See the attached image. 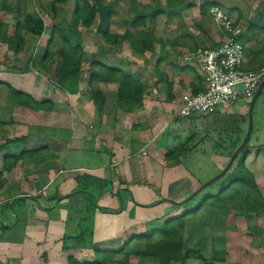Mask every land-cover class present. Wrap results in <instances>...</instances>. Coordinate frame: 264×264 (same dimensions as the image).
<instances>
[{"label":"crops","instance_id":"crops-1","mask_svg":"<svg viewBox=\"0 0 264 264\" xmlns=\"http://www.w3.org/2000/svg\"><path fill=\"white\" fill-rule=\"evenodd\" d=\"M34 4L41 7L38 1ZM253 5L239 17L246 23L264 24V0H254ZM14 11V6L0 4V17ZM47 31L31 39L42 42L49 36ZM86 35H92L91 31L82 36L84 45ZM93 35L96 40L93 46H86L85 53L90 47L94 50L108 44L115 54L120 45L128 43H106L99 32ZM247 37L245 47L255 42ZM216 42L207 49L219 47ZM158 45L161 63L165 45ZM256 50L260 56L261 49ZM263 66L248 65L246 54L248 70ZM106 68L140 77L145 87L143 101L131 112L119 108V83ZM58 72L59 65L17 68V91L29 94L43 109L14 106L5 98L10 118L0 115L8 123L0 128V170L5 179L0 200L7 201L3 205L13 217L8 223L0 222V264H94L99 254L117 251L143 234L145 227L140 224L181 217L188 211L187 204L175 205L183 204L198 185L192 172L184 169L185 160L200 149L199 144L204 148L213 141L204 138L185 148L177 134L191 132L197 120L203 127L210 126L215 118L231 113L243 123L249 112L250 103L240 102L210 116L176 118L184 97L204 90L194 67L82 65L72 90L61 88ZM93 72L97 74L91 78ZM85 74H90L88 79ZM174 123L178 125L171 136ZM215 155L209 159L220 172L230 156L226 152ZM191 218L195 216H189L187 222Z\"/></svg>","mask_w":264,"mask_h":264},{"label":"rangeland","instance_id":"rangeland-1","mask_svg":"<svg viewBox=\"0 0 264 264\" xmlns=\"http://www.w3.org/2000/svg\"><path fill=\"white\" fill-rule=\"evenodd\" d=\"M36 1L41 3L40 8L35 7ZM53 1L0 0V4L6 7L14 6L15 10L19 8L21 12L19 20H23L28 14L41 15L46 22L49 34L42 42L39 40L37 43V39H31L32 35L25 33L26 49L20 54H15L1 43L0 83L8 84L17 90V68L24 70L28 69L29 65L46 64L54 67L59 65L62 42L57 35L59 30L74 33L72 30L76 22H78L76 29L77 33L79 32L81 35L83 50L86 46H93L92 42L96 40L93 34L96 35L99 32L100 17L98 15L91 27L85 26L83 22L89 19V8L99 6L108 7L111 10L109 40L111 42L116 40L118 44L120 42L128 43L120 45L115 54L114 48L111 50L108 44H103L105 47L94 50L93 47H90L91 50L87 48V57L82 61V65H99L97 62H100L102 65L110 63L112 65L176 64L185 66L182 62L175 63L176 59L183 58L185 51H190L196 45L198 49H207L217 45L216 41L220 44L223 40L224 33L210 16L209 9L213 4L223 5L231 13L235 21L236 32L244 44L248 38L247 35L255 39L251 46H246L247 64L251 67L264 65V24L256 23L255 20L246 23L243 17H239V13L248 11V8L252 10L251 5L254 0H68L66 4L57 6L56 12L52 8ZM203 9H206L205 15L202 13ZM17 16L15 11L12 14L1 13L0 19L4 25L13 29L17 24ZM258 24L260 27L254 30L252 26ZM53 26L58 30L53 32ZM90 31L92 35H86L89 38L85 37L86 45H84L82 36ZM124 37H128L137 47L141 41L147 39L152 43L154 51L149 52L150 56H146L147 52L138 53L133 50L129 41L124 40ZM52 39L55 40L52 41ZM103 39L108 43L105 37ZM159 42L161 45H165L161 63H158L157 59L158 49L161 51ZM36 43L38 44L37 48H34ZM257 48L261 49L260 56L257 54ZM46 51L50 55L54 54L51 60H45ZM159 57H161V53ZM89 76L90 74H85L84 78L88 79ZM7 95L6 87L0 86V115L4 119L10 118L9 103L5 102ZM222 109L228 110V108ZM197 122L196 125H193L191 132L185 135L177 134L181 137L179 138L181 147L185 148L198 144L204 138L210 142L213 141L210 144L206 143L204 148L199 144L200 149L190 152V154L187 153L189 156L185 160L184 169H189L196 179V184L198 183L197 189L193 193L221 172H218L209 156L226 152L230 156V161L234 153L231 150L238 142H240L239 146L241 145L249 127L248 114L243 123H238L237 117L232 113L215 118L210 126L203 127L200 125V120ZM176 123L170 126L171 136L176 132L178 125ZM246 150L245 155L243 151L238 156L227 174L187 202L188 209L186 210L197 208L207 198L219 194L223 188L228 187L233 178V172L242 162L253 176L254 187L235 183L231 188L223 191L222 199L209 200L208 206L203 208L197 217L191 218L184 227L176 224L174 226L176 234L183 240L181 244L183 254L188 251H197L200 256L212 264H264V90L254 110V126ZM205 154L207 155L205 156ZM10 211L7 205L0 207V222L8 223L9 219L12 220L13 215ZM184 211L182 212L184 213ZM182 212L180 214H183ZM167 221L157 219L150 222L149 220L139 226L145 227L143 234H148L153 230H163ZM161 240L162 237L155 236L151 243L157 244ZM139 244L145 246L144 243ZM101 260H105L104 256H101ZM103 264H159V261L138 255L135 246L126 248L123 254H116L110 259L108 258V261ZM172 264L205 263L197 256L192 255L184 263Z\"/></svg>","mask_w":264,"mask_h":264},{"label":"trees","instance_id":"trees-1","mask_svg":"<svg viewBox=\"0 0 264 264\" xmlns=\"http://www.w3.org/2000/svg\"><path fill=\"white\" fill-rule=\"evenodd\" d=\"M68 0H54L52 2V8L56 12L57 6L61 4H66ZM213 4L211 7L215 6ZM210 7V9H211ZM209 9V11H210ZM17 24L13 29L4 25L0 21V44H5L10 51H13L15 54H20L25 49V33L32 35L34 37H41L45 30L47 29L46 22L41 15L28 14L23 20H19L21 12L17 8ZM203 15L206 14V9L202 10ZM98 15L100 17V26L99 33L103 35L108 42L109 40V27H110V17L111 10L108 7H91L89 8V19L84 21L83 24L87 27H91L93 22L97 20ZM78 22L75 23L73 28L74 33H67L65 31L59 30L57 35L62 42V49L59 53L60 63H59V84L61 88L72 90L71 88L77 87V84L80 79V73L82 69V61L86 59L87 53L84 52L81 42V35L78 32L76 27ZM259 24L252 26L254 30L258 29ZM58 30L57 27L53 26V32ZM75 34V35H74ZM237 39L244 45L241 37L237 35ZM55 39H52V41ZM124 40L130 42L133 50L138 53L144 54L146 52H153L154 47L149 40L141 41L139 47L135 46L134 42L129 40L128 37H124ZM56 55V54H55ZM54 57V54H49L46 51L45 60H51ZM97 64L102 65V63L97 62ZM46 65V64H42ZM108 73L115 78L116 82L119 83L118 90V104L119 108L125 112H131L132 109L140 105L143 101V94L145 87L140 79V77L130 71H125L117 68H106ZM97 73H92L91 78L96 76ZM92 80V79H91ZM0 86H5L8 91L9 101L14 106H24L32 109H43V105H37L32 97L24 92L17 91L8 84L0 83ZM204 91V90H203ZM202 92V89L194 91L193 95ZM8 123L0 119V128L7 125ZM247 147V146H246ZM248 150V149H247ZM246 148L243 152H247ZM7 170V169H6ZM231 170V169H230ZM235 183H238L243 186H252L254 187L253 176L250 171L246 168V165L242 162L238 168L233 172V178L228 187L223 188L219 194L210 196L205 201H203L197 208L186 211L181 217L176 219H171L165 223V228L153 230L148 234H140L134 236L129 240L126 245L117 251L112 252H103L97 257V260L94 264H103L108 261V258L116 255L123 254L126 248L137 247L138 255L144 256L146 258H154L159 261V264H172V263H184L192 255L197 256L205 264H212L206 261L200 253L197 251H188L183 254L181 244L183 242L182 237L176 234L174 226L176 224L182 225L184 227L187 223V218L189 216H198L199 212L208 206V201L211 199L223 197V191L225 189L231 188ZM3 187V173L0 170V189ZM184 204H177L175 207L183 206ZM155 236L162 237V240L157 242V244H152L151 241ZM139 243H144L143 247ZM177 244V245H175ZM177 246V247H176ZM101 256H104L105 260H101Z\"/></svg>","mask_w":264,"mask_h":264},{"label":"built area","instance_id":"built-area-1","mask_svg":"<svg viewBox=\"0 0 264 264\" xmlns=\"http://www.w3.org/2000/svg\"><path fill=\"white\" fill-rule=\"evenodd\" d=\"M210 16L224 33L223 40L217 48L183 55L181 62L194 67L202 77L204 91L185 96L176 118L206 117L240 102L250 103L264 81V66L258 70L246 68V47L237 39L231 13L223 5H215ZM42 194L45 196V190ZM6 202L0 200V207Z\"/></svg>","mask_w":264,"mask_h":264},{"label":"water","instance_id":"water-1","mask_svg":"<svg viewBox=\"0 0 264 264\" xmlns=\"http://www.w3.org/2000/svg\"><path fill=\"white\" fill-rule=\"evenodd\" d=\"M263 90H264V81L261 83L259 89L257 90L253 100L250 102V105H249V112H248L249 127H248L246 137L243 140V142L241 143V145L239 146V148L234 152V154L230 158V161L228 162L227 166L216 177L207 181L201 188H199L195 193H193L190 197H188L183 202V204H186L187 202L194 199L196 196H198L200 193H202L205 189H207L210 185L217 182L219 179H221L225 174H227L230 171V169L234 165L236 159L243 152V150L246 148V146L248 145V143L250 141L252 131H253V126H254V110H255L256 104H257Z\"/></svg>","mask_w":264,"mask_h":264}]
</instances>
